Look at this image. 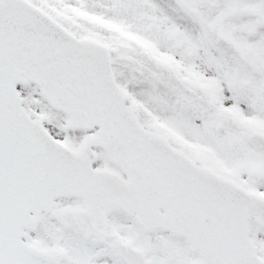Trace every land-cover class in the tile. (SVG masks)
Here are the masks:
<instances>
[{"label": "snow or ice", "instance_id": "obj_1", "mask_svg": "<svg viewBox=\"0 0 264 264\" xmlns=\"http://www.w3.org/2000/svg\"><path fill=\"white\" fill-rule=\"evenodd\" d=\"M0 264H264V0H0Z\"/></svg>", "mask_w": 264, "mask_h": 264}]
</instances>
